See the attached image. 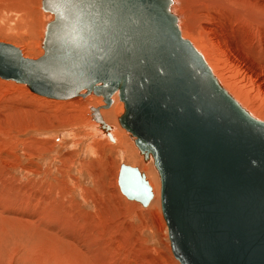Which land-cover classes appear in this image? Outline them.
Returning <instances> with one entry per match:
<instances>
[{"label": "water", "instance_id": "water-1", "mask_svg": "<svg viewBox=\"0 0 264 264\" xmlns=\"http://www.w3.org/2000/svg\"><path fill=\"white\" fill-rule=\"evenodd\" d=\"M174 0H41L43 55L0 42V79L50 100L118 92V118L160 180L162 215L180 264H264V122L183 39ZM101 107L91 119L105 124ZM113 127V126H112ZM112 127H107L111 141ZM118 185L147 208L153 188L121 165Z\"/></svg>", "mask_w": 264, "mask_h": 264}, {"label": "rangeland", "instance_id": "rangeland-1", "mask_svg": "<svg viewBox=\"0 0 264 264\" xmlns=\"http://www.w3.org/2000/svg\"><path fill=\"white\" fill-rule=\"evenodd\" d=\"M2 2L0 24L7 33L0 29V42L38 59L46 26L41 0ZM227 62L223 70L237 93L227 89L250 115L264 121L262 90L248 71ZM85 98L50 100L0 79V264H180L171 250L160 198L159 206L152 208L160 197L158 174L124 136L129 134L118 123L124 112L118 95L102 110L116 107L113 125H108L113 126V142L91 119L90 109H103V102L81 108L67 104ZM124 164L138 168L153 188L147 208L121 193L118 176ZM154 176L157 191L150 180Z\"/></svg>", "mask_w": 264, "mask_h": 264}, {"label": "bare ground", "instance_id": "bare-ground-1", "mask_svg": "<svg viewBox=\"0 0 264 264\" xmlns=\"http://www.w3.org/2000/svg\"><path fill=\"white\" fill-rule=\"evenodd\" d=\"M2 1L3 0H0V5L3 3ZM1 9L2 7H0V14ZM172 10L179 17L180 30L183 29L185 34L190 36L191 40L197 41L199 43L203 53L200 51L199 52L203 55L204 60L210 67L211 72L218 81L219 85L224 88L232 97H234L238 103L242 105L243 101H241V103L239 99H237L234 94L230 92L229 89H227V87H233L234 90L236 87L232 83L230 77L228 76V78L226 76V71L223 70V61L224 63L227 61L234 62L244 70L248 71L250 75L253 76L258 88H260L264 94V0H174ZM12 20L13 19L11 18L10 21ZM0 29L2 32L7 33L6 27L2 26L1 24ZM229 64L231 63L229 62ZM116 95H118V92H116L112 97L113 100ZM262 97L260 96L261 101H264V99L262 100ZM240 98L242 99V97ZM100 102H103L102 97L88 96L83 100L78 99L73 102H67V104L71 105L72 108H81L90 105L96 106L99 105ZM242 106L245 107L244 105ZM115 109L116 107H114L113 110L106 112L102 110L107 109H101V117L105 127L102 126L101 122H98L94 119V122L98 124V130L100 133L102 135H106L107 137V127L109 124L113 125L112 116L115 113ZM254 112L256 113L255 110ZM93 114L94 112H92V115ZM116 133L117 132H115V134ZM121 136L123 137V135ZM124 136L130 137V134L128 136L126 133H124ZM122 140L123 139H121V141ZM125 143L126 149H128L130 155L133 158H136V153L134 154L127 142ZM150 180L155 188V191H157V187L159 188L157 177H151ZM159 198L161 201V196L159 197L158 194L152 201V208H157L159 206Z\"/></svg>", "mask_w": 264, "mask_h": 264}]
</instances>
